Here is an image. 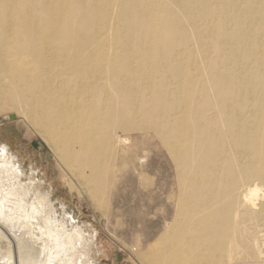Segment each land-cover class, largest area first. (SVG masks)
<instances>
[{
  "label": "bare ground",
  "instance_id": "bare-ground-1",
  "mask_svg": "<svg viewBox=\"0 0 264 264\" xmlns=\"http://www.w3.org/2000/svg\"><path fill=\"white\" fill-rule=\"evenodd\" d=\"M8 111L105 217L148 185L152 147L171 186L142 264H264V0H0ZM9 150L0 264H91L92 240L58 220L33 173L22 182Z\"/></svg>",
  "mask_w": 264,
  "mask_h": 264
},
{
  "label": "rangeland",
  "instance_id": "rangeland-1",
  "mask_svg": "<svg viewBox=\"0 0 264 264\" xmlns=\"http://www.w3.org/2000/svg\"><path fill=\"white\" fill-rule=\"evenodd\" d=\"M3 145L17 158L25 174L22 182H29L27 176L33 173L43 185L42 192L50 194L58 220L64 221L68 230L80 228L92 240L91 264H142L138 252L153 242L168 220L164 200L171 186L169 175L159 179L151 167L152 147L142 162L148 185L137 180L122 211L111 208L105 217L86 190L68 175L51 143L15 111L0 114V148ZM127 174L137 178L132 171ZM151 191L161 202L154 204ZM139 213L144 215L142 221L135 219Z\"/></svg>",
  "mask_w": 264,
  "mask_h": 264
}]
</instances>
